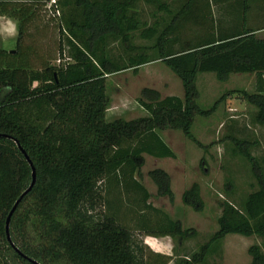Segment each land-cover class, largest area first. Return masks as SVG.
I'll use <instances>...</instances> for the list:
<instances>
[{"label": "trees", "instance_id": "16d2710c", "mask_svg": "<svg viewBox=\"0 0 264 264\" xmlns=\"http://www.w3.org/2000/svg\"><path fill=\"white\" fill-rule=\"evenodd\" d=\"M147 1L168 14L162 27L140 21L129 10L133 0H60L66 11L57 27V51L62 56L64 42L70 60L57 65L44 59L32 63L21 39L33 19L10 13L17 18L15 48L0 49V264H33L28 258L39 264H167L172 253L150 248L144 253L146 245L120 218L130 214L144 235L185 238L195 233L147 201L149 193L134 175L141 154L174 156L158 134L166 128L179 129L206 148L211 143L191 133L193 117L208 115L233 92L253 105V120L264 124V36L255 33L264 25H245L251 4L258 0L228 3L236 20L229 18L227 24L214 17L210 4L228 0H185L175 10L160 0ZM187 21L201 29L182 40L180 29ZM134 32L152 42L132 43ZM109 39H118L128 52L124 61L110 54ZM154 60L179 78L182 96H160L156 89L143 87L146 100H137L147 114L107 120L106 75L128 67L135 72ZM201 71H212L217 79L251 72L254 89H230L201 108L195 101V77ZM228 139L231 150L248 162L256 188L239 202L222 199L217 228L196 250L171 264L202 263L210 244L226 233L257 236L259 241L246 248L248 264H264V173L249 151L256 141L234 135ZM31 165L34 182L8 220L11 245L5 237V216L29 184ZM148 174L158 194L171 198L168 173L153 168ZM181 200L200 209L196 182L182 191ZM101 201L103 213L96 209ZM149 215L159 219L157 229L144 227L141 219L149 220Z\"/></svg>", "mask_w": 264, "mask_h": 264}, {"label": "rangeland", "instance_id": "374dc122", "mask_svg": "<svg viewBox=\"0 0 264 264\" xmlns=\"http://www.w3.org/2000/svg\"><path fill=\"white\" fill-rule=\"evenodd\" d=\"M59 1H44L40 12L42 13L40 28L35 26L37 24L35 20H32L28 24L29 34H23L22 44L28 47L25 48L26 52L30 49V60L35 65L43 59L54 65L70 60L64 42L62 56H59L57 51V27L61 23V16L66 11V7L62 6ZM160 1L175 10L185 0ZM232 2L233 0H228L226 3L213 2L210 4L212 14L214 17L222 18L223 24H227L229 18L230 21L236 20L233 19L232 10H229L228 3ZM129 10L134 12L135 16L140 21H144L146 25L157 22L159 28L169 19L168 14L158 10L155 3L147 0H133ZM245 25H264V3L260 0L251 4ZM199 29L201 27L187 21L180 29V36L182 40H189ZM256 35H264V29ZM11 42L14 43L12 40L8 44ZM131 42L148 45L152 40L142 39L134 32ZM13 43L11 49L15 48V43ZM106 45L112 56L123 57L120 61H124L128 52L118 39H109ZM146 51L150 52L148 49ZM195 86L197 105L201 108H208L220 95L230 89L253 91L254 74L230 72L224 79H217L214 72L201 71L196 74ZM143 87L156 89L160 96L167 94L182 96L183 93L179 78L160 60L139 65L135 72H132L130 67L124 68L105 77V92L108 96L105 118L107 120L115 117L131 119L147 114L137 100L138 98L146 100L141 94ZM223 97L208 115L196 114L191 123L190 130L193 136L202 143H211L210 145L206 148L197 146L179 129H160L158 130L159 136L171 148L174 156L155 157L142 153V163L134 174L149 193L147 201L170 218L178 220L181 227H192L195 233L185 238L177 236L147 238L134 227L130 214H124V216L120 214L122 222L132 229L133 236L141 239L146 245L144 253L148 248L172 253V258L167 264H171L175 257L189 255L196 250L198 245L217 228L216 219L220 213L222 199L239 202L248 191L256 188L248 162L231 150L232 143L228 139L230 135L256 141L249 151L257 157L264 173V162L261 161L264 158V125L253 120L255 108L237 92L225 94ZM153 168H161L168 173L171 198L158 194L156 184L148 174V171ZM192 182H196L199 186L200 209H194L190 204L181 200L182 191ZM96 209L99 213L106 211L103 201L96 206ZM149 217V220L141 219L144 227L157 229L159 219L154 215H149ZM262 219L264 220V213ZM258 241L259 238L254 234L226 233L221 239L210 244L204 261L197 264H248L250 256L246 248L249 244Z\"/></svg>", "mask_w": 264, "mask_h": 264}, {"label": "crops", "instance_id": "0c3cea01", "mask_svg": "<svg viewBox=\"0 0 264 264\" xmlns=\"http://www.w3.org/2000/svg\"><path fill=\"white\" fill-rule=\"evenodd\" d=\"M44 1L47 2V0H44ZM41 2L42 0H0V49H3L5 51H11L13 42H11V44H8V43L9 41H12V40L15 43L16 36H17V18L11 15L12 13H16L15 11H18L19 14L23 18L26 17L27 19L30 20V17H31V19L35 20L37 24L35 26L40 28V25H39L40 17L42 19V13L40 12H41V6H43ZM28 24L26 25L27 27L25 31L23 32V34H29ZM262 29H264V27L256 30L255 33L260 32V30ZM5 43L7 44V46H3ZM260 125H264V124H260ZM145 237L147 238L149 237L152 239H159L160 237H163V236L146 235ZM144 242H145V239H144ZM151 249L154 251L167 253L165 251H161L160 249H156V248L155 249L151 248Z\"/></svg>", "mask_w": 264, "mask_h": 264}, {"label": "water", "instance_id": "95a60500", "mask_svg": "<svg viewBox=\"0 0 264 264\" xmlns=\"http://www.w3.org/2000/svg\"><path fill=\"white\" fill-rule=\"evenodd\" d=\"M25 158H26V159L28 160V162L30 163V161H29V159L27 158L26 155H25ZM33 182H34V168H33V166L31 165V179H30V181H29V184L27 185V187H26L25 189H23V190L21 191V193L18 195V197L13 201V203H12L10 209L8 210V212H7L6 216H5V221H4V232H5V237H6V239L9 241V243H10L11 245H13V244H12V242H11L10 239H9L8 230H7V228H8V220H9L10 214L12 213L13 209L15 208L16 204L18 203V201H19V199L22 197V195L25 194V193L30 189V187H31V185L33 184ZM14 248L17 250V248H16L15 246H14ZM19 253H21V252H19ZM21 254H22V253H21ZM22 255L25 256L24 254H22ZM28 259H29V260L31 261V263H33V264H39L36 260H34V259H32V258H28Z\"/></svg>", "mask_w": 264, "mask_h": 264}, {"label": "built area", "instance_id": "2783aa9c", "mask_svg": "<svg viewBox=\"0 0 264 264\" xmlns=\"http://www.w3.org/2000/svg\"><path fill=\"white\" fill-rule=\"evenodd\" d=\"M49 2H52V0H50Z\"/></svg>", "mask_w": 264, "mask_h": 264}]
</instances>
